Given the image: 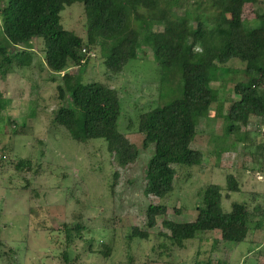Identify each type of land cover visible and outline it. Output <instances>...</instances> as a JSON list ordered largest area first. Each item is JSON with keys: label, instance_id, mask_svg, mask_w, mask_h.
<instances>
[{"label": "rangeland", "instance_id": "obj_1", "mask_svg": "<svg viewBox=\"0 0 264 264\" xmlns=\"http://www.w3.org/2000/svg\"><path fill=\"white\" fill-rule=\"evenodd\" d=\"M260 1L244 6V19L253 22L258 14H264V0ZM7 2L0 0V7ZM61 15L67 29L86 35V17L80 4L68 6ZM233 19L232 12L225 13L226 22ZM146 38L149 44L157 45L162 32ZM42 43L33 41L32 64L25 71L15 70L5 78L0 75V264H145L152 258L158 260L152 264H194L208 258L224 264H264V227H256L260 214L251 220L249 234L241 244L223 242L221 232L216 230L190 240L183 250L172 249L171 255L154 249L164 242L158 236L164 219L190 222L197 218L200 191L209 182L218 184L224 196L228 193L227 175L234 174L241 184V192L231 193V199L224 197L225 211L231 209L232 201L246 202L250 211L264 204V152L258 148L264 144V122L253 119L243 129L251 138L245 141L228 132L225 113L237 96L231 87L225 88L227 68L220 71L214 83L215 87L222 84L217 102L199 120L193 141V147L204 154L202 165L191 169L175 166V191L160 199L144 194L147 167L155 148H144L145 135L137 130V124L139 115L151 106L181 96L180 74L168 73L170 84L160 91L162 73L150 46H145L147 54L142 52L118 74L107 69L100 48L86 52L90 56L86 65L68 70L80 73L85 83L99 81L119 91V129L141 149L135 163L120 168L105 140L79 143L54 121L61 104L57 86L63 84V75L47 68ZM200 60L199 53L191 56L189 51L176 59L179 63ZM237 64L233 61L229 66ZM259 82L264 87V74ZM218 106H224L219 116ZM15 123L25 126L24 130L15 133ZM28 159L35 165L18 169L13 164L14 160ZM117 170L120 179L115 185ZM150 204L168 207L167 216L158 217L157 227L151 230L146 218ZM76 214L80 218L76 219ZM75 223L87 228L82 238L74 230L69 239L64 225ZM135 227L151 232L150 242L131 239ZM104 246L113 247L110 258L100 253Z\"/></svg>", "mask_w": 264, "mask_h": 264}, {"label": "trees", "instance_id": "obj_2", "mask_svg": "<svg viewBox=\"0 0 264 264\" xmlns=\"http://www.w3.org/2000/svg\"><path fill=\"white\" fill-rule=\"evenodd\" d=\"M260 0H8L0 7L2 33L0 34V75L5 78L15 70L25 71L32 64L33 41H43L45 63L54 74L63 75L58 84L61 104L54 121L69 131L72 139L85 143L103 139L116 166L127 168L135 163L141 149L119 129L122 105L119 91L109 85L93 81L85 83L81 74L70 73L71 66H84L89 57L83 52L100 48L107 69L115 74L126 65L147 54L145 46L153 49L162 73L159 90L170 84L168 73L178 72L182 81V94L164 105H158L139 115L137 130L145 135L144 148L152 145L154 154L146 173L144 194L163 199L175 191L177 169L201 166L203 152L193 147L198 123L217 102L220 71L227 68L223 82L231 87L237 98L225 113L228 132L238 141L249 138L243 131L255 118L264 122V87L259 79L264 74V14L253 22L243 18L246 4L258 5ZM74 4H80L86 17V35L83 37L62 23L61 13ZM182 12V14H181ZM226 12L234 19L226 22ZM170 27V29H167ZM162 32L159 44L148 43L149 34ZM189 51L200 54V62L179 63L177 57ZM237 61V66H229ZM235 73V74H234ZM231 75H235L233 77ZM242 75V78L236 79ZM232 82L233 84H229ZM225 90V91H226ZM159 91V93H160ZM160 97V94H159ZM223 105V104H222ZM218 116L224 106L217 107ZM133 125V123H132ZM25 126L15 123L14 132ZM264 152V144L259 145ZM18 169L31 167L33 159L14 160ZM120 179L117 170L115 185ZM228 193L208 183L201 191V204L194 221L179 222L164 219L163 231L158 233L164 242L161 248L171 255L172 249H185L190 240L202 233L220 231L225 243L241 244L246 241L253 218L261 215L256 227H264V204L250 211L244 201H232L231 209H223L224 197L241 192V184L234 174L226 177ZM113 184V188H115ZM164 204H150L146 211L148 229L158 225V217L167 216ZM80 214L74 217L80 218ZM67 237L73 232L82 238L87 228L83 223L65 224ZM148 230L134 228L131 239L148 241ZM1 241V239H0ZM100 252L106 258L114 253L113 247L104 246ZM163 254V253H162ZM133 262L132 257L130 263ZM158 263L151 259L145 264ZM194 264L215 263L211 258L196 260Z\"/></svg>", "mask_w": 264, "mask_h": 264}, {"label": "built area", "instance_id": "obj_3", "mask_svg": "<svg viewBox=\"0 0 264 264\" xmlns=\"http://www.w3.org/2000/svg\"><path fill=\"white\" fill-rule=\"evenodd\" d=\"M83 51H84V53H86L87 52V50L86 49H83ZM90 53V52H89ZM87 54V53H86Z\"/></svg>", "mask_w": 264, "mask_h": 264}]
</instances>
